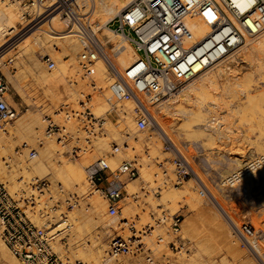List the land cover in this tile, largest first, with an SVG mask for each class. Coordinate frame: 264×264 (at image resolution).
Returning a JSON list of instances; mask_svg holds the SVG:
<instances>
[{"label": "rangeland", "instance_id": "rangeland-1", "mask_svg": "<svg viewBox=\"0 0 264 264\" xmlns=\"http://www.w3.org/2000/svg\"><path fill=\"white\" fill-rule=\"evenodd\" d=\"M5 1L13 2V4L18 7H16L17 10L22 9L21 12H19L25 16L26 22H32V24L30 23L31 25L28 26V30L26 28L25 31L14 40L15 42H13L12 45L10 44L7 46L8 48L6 47L3 50L4 52L2 51L0 53V55L10 54L7 56L5 55L3 68L0 67V76L9 84L8 102L18 111V117L22 114L32 112V110H38L39 112L43 111L45 114L42 112V117L44 120H47L45 124L46 130L49 121H54L53 123L60 128L62 126L66 127L63 118L64 113L65 115L70 114L72 117V112L77 113L79 111V115L93 112L96 117L105 120L98 125L96 121H94L93 115L80 119H78V117L72 118L73 121L76 120L78 122L75 128H73L76 132L74 130H67V139L64 140L62 144L60 143V147L56 143L58 154L55 155V164L59 163L58 165H63V160H65L64 162L68 161L70 164H79L80 161H83L87 156L86 153L89 154L93 152L94 146H96L99 139L106 138L108 148L104 151L105 155L99 153L92 154L93 156L89 164H93L96 160L98 161L99 159H105V157L108 158L120 154L122 146L133 140L132 142L135 144L140 141L142 145L139 143V148L132 153V156L127 159L124 158L123 161L135 162L139 166L140 174L142 169L147 168L152 175V182H141L138 193L134 197H130L128 201H122V209L119 216L112 218L106 215V222L111 223V221H113L112 224L114 228L110 229L104 227L101 224V218L100 220H90L87 218L86 222L90 225L88 224L82 232L80 238L82 243H80L84 246L87 245V248L88 246L92 248L95 241H102L106 247L104 257L109 259V245L114 238H129L136 236L139 238L142 237L143 242H147L148 249L153 251V264H264V171L255 175L238 188L227 189L224 185L226 178L239 167L240 163H245L255 159V157L264 155V134H262L264 133V59L262 60V57L258 56L257 53L240 58L238 63H233L231 64L232 66L230 65L232 71L219 74L215 83H209L207 85L205 89L206 93L204 92L203 96L185 89L172 98L168 96L158 104H149L147 100H144V106L154 115L156 121L160 125L166 126L169 130L168 136L170 141L166 138V142L165 140L164 143L162 142L164 145H162V152L155 154L150 145L151 139L160 138L161 141H163V139H161L159 135V130H156L157 125H155V123L150 125L148 119L147 128L149 130L147 128L143 131L138 129V120L142 117L143 113L141 111L142 107H135V112L132 113V121L134 122L136 120L135 123H133L135 129L131 127L128 128L127 126H125L123 131L120 129L122 136L118 140H114L106 135L108 134V122H111V124L117 128L120 126L118 123L122 122V106H120V104L118 106L113 101L112 105L108 107V112L97 114L93 107L92 111L90 110L91 108L88 105L91 102L90 99L93 98L94 102L96 94H98L97 92L93 97L94 92L97 90H93L91 85L93 86L96 84L98 88H100V86L95 80H92V75L89 78L85 76L80 65L79 56L76 57V60L80 65H78L80 68L78 78H80L79 80H81V82L77 80L76 76H69L65 73V77L63 76V78V73L60 72L59 67H61V64L65 65V63L71 62L73 57L66 53H57L55 57L47 52L45 48L42 49V47L36 45V47H33L35 41L33 42L34 39L30 36L31 40L27 48L29 47L28 49L30 50L33 47L30 53L33 51L34 59L28 64L27 58L25 54H23L27 50L20 49L17 46L20 42L25 40L27 36L31 35L30 32L33 33L36 29L35 26L37 23L34 22V20L37 17V12H35L34 9L39 5L40 0ZM47 1L48 0H45V2ZM66 14L68 13L63 14V18L66 17ZM90 16L89 14L87 17ZM87 17H83L86 20L82 21H84L88 27L89 23H87ZM113 18L114 17L110 16L104 18L103 25L110 28L108 24L110 23L113 25ZM43 23H45V21ZM70 26L71 23H69L68 26L66 24L64 26L66 27L64 28L65 31L68 30ZM93 31L94 30H92V32ZM119 39L120 37H118V41ZM101 46L105 47L108 53L112 55L116 54L115 50H112L113 46H105L103 44ZM79 48L78 54L81 55L82 48L81 46ZM233 56L234 54L231 57ZM13 57L14 63L9 64L8 60ZM48 57L54 63V68L52 69H50L46 63V58ZM97 59H99V57ZM55 70L62 74H60L61 78L66 80V82L63 81L64 83H68V85L73 84L75 89H78L79 85L84 80L86 83L88 82V85L83 89H78V96L81 93H86V97H81L82 99L84 98L83 100H79L80 97H77L78 100L69 105H67L68 101L63 99L57 108L50 106L49 111L46 112L44 105L46 104L47 106L49 101L43 93V86H41L43 85V81L41 79H43L44 74H52ZM213 72H215V69ZM189 82L190 80L185 81L175 92ZM198 98H202L204 101L206 100V103L201 106L197 105L200 104ZM40 101L44 102L39 104ZM64 103L66 105H64ZM112 106L116 107L115 111H113ZM31 107H34V109ZM180 107H183V109H180ZM180 110L182 111L180 112ZM198 110L203 112L202 116L204 114V118L201 116L200 118H191L188 120L183 114L190 111L197 112ZM207 110H211L212 114H210L209 111L207 112ZM55 112H58L57 115H62L64 124L55 117ZM80 121L81 123H79ZM14 123L10 124L8 127H11ZM104 123H106V125H104ZM90 124L97 128L95 135L93 133L95 128L92 131ZM126 128L128 130H126ZM80 132H82V136ZM88 132L93 134V138L89 137ZM144 132L149 133L142 135ZM131 133L135 134L133 135ZM46 135L44 138L37 139L34 142V149L37 151L41 150L44 146V140L48 137V135ZM58 137H63V135H57L53 138L58 141ZM168 142H170V144L172 143V148L173 145H175L178 150L182 152L184 159L189 165H187L185 160L179 159L177 155H171L173 153L171 145L168 146ZM255 144L259 145V149H257L258 145ZM115 146L120 148L117 153H113ZM260 148H262V151ZM242 149L244 150L242 151ZM15 151L22 152V148L17 146ZM74 152L78 153V157L73 156ZM254 152L256 155H253ZM14 156V153H12L11 157H13V159ZM168 158H170V161ZM5 161L9 162L7 159ZM89 164L84 165V176L88 184H90L91 189L95 190L88 181L87 168L90 167ZM8 165L11 166L12 163L10 162ZM178 165L186 174V178L181 183H179L178 178ZM118 167L119 166H117V168ZM11 168L12 167H10V169ZM32 178L34 180L36 179L35 177ZM32 178L29 181L23 182L25 188H22V192L28 191V186L33 181ZM199 178L213 196L208 193L209 191L207 192V189H205ZM38 179H47L51 183V194L47 193L44 197H40L39 199H43L44 203H47L46 207L49 205H53L50 206L51 208L56 207L55 205L59 202L56 209L65 216H71L74 211L85 212L83 214L88 215L91 211L90 198L80 194L72 185L66 186L65 182L62 183L63 180H55L52 175H44ZM189 183L192 184V186H188ZM175 187L180 191H185V187H188L192 190L194 195L196 194L197 198H200H198V201L196 200L197 202L193 203L190 201L188 202L187 199H181L177 202L178 206L176 205L177 207L175 206L176 208H173L170 204H166L167 201L164 198L166 194L174 190ZM59 189H63V191L60 192ZM100 195V193L97 194L99 197ZM126 195L127 192L124 194V198ZM51 198L52 201L49 202ZM100 198L105 200L102 195ZM75 201L76 203H74ZM104 202L107 208L106 200ZM128 202L132 206L133 212H135L133 218L131 217L133 216L132 214L131 216L125 215ZM152 202L153 204H151ZM167 206H170L171 209L169 207L167 208ZM145 213L149 214L148 220H139V218L142 219ZM163 215H181L183 224L181 233L178 237L172 234L168 226L164 228L163 226L157 227V220L161 219ZM228 215L238 226H241L244 235L237 232V229L231 223ZM60 220L64 221V223L66 222L64 216L60 218ZM126 221L129 223V225L126 224L127 226L123 225ZM69 223L58 228L59 231L69 227ZM134 226L139 227V230H136ZM112 229L115 230L108 233V231H112ZM151 229H154L156 233L153 232L154 230L152 231L154 234L152 232L150 233L149 230ZM161 237L164 239V242L158 245V239ZM172 241L179 242L178 246L181 245L182 247L178 250H171L169 248V243ZM72 243H74V228L73 230L70 228L67 232L65 240L67 246H65L66 250L64 251L66 257H64V259L71 264H77L78 262L85 264L84 260H81L82 258L80 259V257L74 255L71 248ZM180 254L185 256H181ZM105 258L103 260H105ZM120 258L132 259L134 262L132 264H151L147 261L146 254L122 256Z\"/></svg>", "mask_w": 264, "mask_h": 264}, {"label": "bare ground", "instance_id": "bare-ground-1", "mask_svg": "<svg viewBox=\"0 0 264 264\" xmlns=\"http://www.w3.org/2000/svg\"><path fill=\"white\" fill-rule=\"evenodd\" d=\"M135 1L136 0H48L47 2H45V0L39 1V5L34 9L35 12H37L36 13L37 17L34 20V22L37 23L35 26L36 29L34 30L33 33L30 32L31 35L27 36L25 40L20 42L17 47H19L20 49L27 50L23 54H25L28 64L31 63L34 59L33 51L32 53L30 52H31V49L36 46H40L42 47V49L45 48L47 52L51 53L55 57L57 56L56 55L57 53L58 54L66 53V54H70L73 57L71 62L67 64L65 63V65H62V64L60 65L61 67H59V70L60 72L63 73V75L59 72H56L55 70V72H53L52 74H49V75L48 73L44 74L43 79H41L43 81V83L41 82L43 84L41 85L43 86V90H44L43 93L45 97L48 99L49 104H50V105L48 104L47 106L46 104L45 105L43 104L45 106L44 109H46L45 110L46 112L49 111L50 106L53 108H57L63 99L67 100L68 101L67 105H69L71 103H75L78 100L77 97H80L79 100L84 99V98L82 99L81 97H86V93H81L82 95L79 94L78 96V89H83L86 85H88L87 84L88 82L86 83V81L84 80L79 85L78 89H75L73 84L68 85V83L67 84L64 83L66 82V80H63L60 76L61 74L62 77L63 76L65 77L64 73L68 74L69 76H73V77L76 76L77 80L81 82V80H79L80 78H78V75L80 72L79 70L80 65H79V62H77L76 57L79 56V59H80L81 55L78 54V50L80 49L79 48L80 46L82 48L83 40L78 35L79 34L78 25L72 23L70 28L65 31L64 28L66 27L64 26L66 24L68 26L69 23H68V18L64 17L65 22H66L65 24L64 18H63L64 13H68L69 16L70 15H73L75 17L78 16L82 20H86L83 17L85 16L87 17L89 16V14L91 15L90 17H87V23H89L91 32L92 30H94L92 32L93 37L95 39L94 41L98 43V45L100 46L103 55H100L99 59H96V61L94 62L91 68L92 80H95L100 86V88H98L96 84H94L95 86L91 85L93 90H97L96 92H94L93 97L97 92L98 94H96L94 102H93V98L90 99L91 102L88 105L91 108L90 110L92 111V107H93L94 111L97 114L108 112L109 105H112V102L114 101V96L112 93V86L116 82L117 75L119 74V75L125 76V74L138 62L139 56L135 52L134 48L128 43V40L122 35L116 34V32L113 29L105 27L103 25V20L104 18L108 16L114 17V18L117 17L126 8L130 7ZM234 2L241 11L250 10L254 6L253 0H234ZM16 7L17 6H15L13 2H8V1L6 2L5 0H0V53L7 46H9L10 44L12 45L13 42H15L14 40H16L17 37L21 35L23 31H25L26 28L28 30V26L32 24V22L30 21L29 23L26 22L25 16L22 13H20L22 9L17 10L18 7L17 8ZM210 11L213 12L214 9H210ZM211 12H208L205 15L208 17L209 20L200 11L199 12L196 11L193 15L185 19V25L188 28L191 36L183 39V47L186 51H189V54H188L189 63L192 66L194 76L193 78H191L192 80L190 79V82L188 84L183 86L177 92L170 94V98L174 97L175 95L180 93V91L182 92L185 89L191 92L197 93V95L203 96L207 85L209 83L211 84L215 83L219 74L229 73L230 71H232V67H230V65L233 63H238V60L240 58H243L244 56H247V55L249 56V55H253L257 53L258 56L262 57V60L264 59V26L263 25L261 29L257 30L254 34H249L243 29V27L241 26V23L237 21L236 19H234L228 13L227 15L229 19L231 20V26H228V25L218 26L219 18L216 15H212L211 17ZM44 21L45 23H43ZM236 29H238V31L240 32L242 41L239 40L238 37H236L235 35ZM30 36L33 37L34 39L33 42L34 41L35 42H34L33 47L29 50L28 49L29 47L27 48V45L30 43V40H31ZM118 37H120L119 41H118ZM226 42L234 46L237 42H239L240 44L238 46L239 48L234 53L232 52L234 54L233 57H231L233 54L229 53V49L227 48L228 44H226ZM102 44L105 46L106 45L113 46L112 50H115L116 56L108 53L106 48L101 46ZM5 55L7 56L10 54L8 53V54L0 55V67L1 68H3L2 66L5 63L4 62ZM8 63L9 64L14 63V57L10 58L8 60ZM214 69H215V72H213ZM183 83H185V81L182 82L181 84L183 85ZM137 95L144 108H141L142 106L140 105L139 107L137 106L138 103L136 102V99L125 101L122 103V105L120 104V106H122V122H119V121H118L119 123L117 122L118 125H120V126L117 125L118 128L113 126L111 122H108V127H107L108 134L106 135L114 140H118L122 136L120 129L123 131L125 126H127L128 128L131 127L132 129H135L133 123H135L136 120L134 122L132 121V113L135 112L134 111L135 107H138V108H141V111L145 114L146 118L150 121V125L154 123L155 125H157L156 130H159L158 131L159 135L161 139H163V141H161L160 138H155V139L152 138L151 141L150 140L149 141L151 142L150 145L152 147L153 153L155 154L160 153L162 152L161 149L163 150L162 147L164 146L162 142L164 143V140L166 142V138L167 140H169V136H168L169 130L166 126L160 125L156 121V118L154 117V115L144 106V100L145 101L147 100L149 104L154 103L152 99L153 98L152 94L149 91H145L142 93H137ZM205 101L202 98H198V102L200 104H197V105L199 106L204 105V103H206ZM42 102L40 101L39 104ZM64 105L66 104L64 103ZM117 105L119 106V104ZM40 107H43V106H40ZM31 108L34 109V107H31ZM180 109H183V107H180ZM201 110H198L197 112L190 111L187 113H183V112L182 113L189 120L191 118H200L203 113ZM37 111L38 110H32V112L30 113L20 115L15 120L14 125H12L11 127H8L9 125L6 127H0V180L8 187L9 191L15 195L21 194L22 188H25V186L23 185V182L29 181L32 177H35L36 179H38L44 175L46 176L52 175L55 178V180H60V181L63 180L62 183L65 182L66 186L72 185L73 188H76V190L80 192V194L86 195L88 198H90V210H91L88 215L83 214L85 212L82 213L80 211H74L71 214V216L70 215L64 216V219L66 218V222L64 224H61V226L58 227L60 228L64 226L65 224L67 225V223L70 222L69 227L72 228V230L74 228V243L71 244V248H72V251L74 252V255L75 256L77 255V257H80V259L82 258L81 260H84L85 264H132L134 263L132 259H123L120 257L106 259L104 257L106 247L104 246L102 241H98V242L95 241V244L93 246L91 245L92 248L90 246H88L87 248V245L84 246L83 244H81L82 242L80 241L82 232L84 231L85 227H87V225L89 224V223L87 224L86 222L87 218H89L90 220L91 219L100 220L101 218L102 220L101 224L104 227L110 228V229L114 228V225L112 224L113 221H111V223L106 222V219L108 217V211L106 208V203L104 202L105 200H102L103 198L102 199L100 198L101 195L100 197L97 196L99 192L91 189L90 184H88V182L86 181V177L84 176L85 172L83 170L85 167L84 165L89 164L93 156L92 154L99 153V154L105 155L104 151L108 148L107 139L106 138L99 139L96 143V146H94L93 152L89 154L86 153L87 156L83 159V161H80L79 164H76V163L70 164L68 163V161L64 162L65 160H63V165H58L59 164L58 162H57L58 164H55V155L58 154V148H57L56 143L60 147V141H56L52 136H48L46 137V140H44V143H43L44 146L41 148L40 151H37L36 149H34V142L37 139L44 138L45 135L47 134L45 133V130H46L45 124L47 120H44V118L42 117V114L44 112L42 111L43 112L42 113V112H39V111L37 112ZM181 111L182 110H180V112ZM208 111L210 114H212L211 110H207V112ZM58 112H55L54 115L55 117L58 118V120L61 121L62 124H64V121L62 120V115L60 114L57 115ZM64 115H63V118L65 120L66 127H63V126L62 127L64 129V132L68 133L67 130H70V131L74 130L73 128H75L78 122L76 120L73 121L74 118L71 117L70 114L65 115V116ZM91 115H93L94 119L97 121H99L100 119L101 121L104 120L103 118L96 117L93 112H91ZM202 117L204 118V114ZM79 123H81V121ZM106 123H104V125H106ZM96 129L97 128L94 129V132H93L94 135L97 132ZM126 130L128 129L126 128ZM149 132H144V134L142 135H146V133H149ZM81 133L82 132H80V134ZM89 133H90L89 137L93 138L92 136L93 134H91V132ZM132 141L122 146V151L120 152V154L113 156V157H108V158L105 157V162L112 171L116 170L117 166H120L124 158L127 159L130 156H132V153L135 152V150L139 148L138 144L140 143V141L137 142V144H135ZM61 144H62V141H61ZM140 145L142 144L140 143ZM170 145H171V149L173 153L171 155L174 156L175 154L177 155V157H179V159L185 160L182 155V152H180V150H178V148L175 145H173V148H172V143L170 144V142H168V146ZM255 145H258V144H255ZM17 146L22 148V152L15 151ZM258 147L259 145L257 146V149H259ZM261 149L262 148H260V150ZM34 150L37 151V155L35 156V158L31 156V151H34ZM243 150L244 149H242V151ZM12 153H14L15 155L14 159L13 157H11ZM254 154L255 152L253 153V155ZM173 156H172V159H173ZM6 159L9 160V162H6L5 161ZM168 159L170 161V158ZM10 162L12 163L11 166L8 165V163ZM247 164L249 163L248 162L240 163L237 169L239 168L242 169L246 167ZM89 165L91 166L92 164H89ZM187 165L189 164L187 163ZM10 167L12 168L10 169ZM263 171L264 169L261 172ZM32 180L34 179L32 178ZM151 180H152V175L150 171L147 168L142 169L140 177L127 185L126 187L127 195L123 201H128L130 197H134L138 193V189L140 187L141 182L149 183ZM190 183L188 184V186H192V184ZM203 185L205 189H207V192L209 191L208 193L211 196H213V194L210 193V190H208V188L206 187L204 183ZM41 197H44V195H42ZM198 198L196 197V194L194 195L192 193V190L188 187H185V191H180L179 189L175 187L174 190L166 194L164 199H166L167 201L166 204L168 203L171 205V207L173 206V208H176L178 206L177 202L180 201L181 199H187L188 202L190 201L193 203V202H197ZM153 202L151 204H153ZM37 204L39 205L37 207V212L40 211L41 216L37 214L36 216H33V220L38 225L45 224L46 220H55V222L58 220L60 221V218L62 215L60 211H58L57 209L50 210L51 207H48V206L46 207L47 203H44L43 199L39 200ZM127 205L128 206L125 209L126 210L125 215L131 216V214L132 215L135 214L129 202L127 203ZM168 207L171 209L170 206H167V208ZM145 211H148V210H145ZM148 215H149L148 213L147 214L145 213L142 219L139 218V216L138 218L139 220L146 221L148 220ZM131 217L133 218L134 215ZM228 218L231 220V223L233 224V226H235V228L237 229V232L241 233V235H244V232L242 231L241 226L240 225L238 226V224L229 215H228ZM123 225H126V224H123ZM127 225H129V223H127ZM136 226H134V228ZM184 226H185V221H184ZM135 229L139 230V227H136ZM113 230L115 229H112V231L111 230L108 231V233L113 232ZM56 231H59V229ZM153 232L156 233L155 230ZM56 249H57V252H59L61 256L66 257V254L64 252L66 248L64 246L58 245L56 246ZM180 255L185 256L182 254ZM104 258L105 260H103ZM0 264H21L11 254L9 249L4 245V243L1 240H0Z\"/></svg>", "mask_w": 264, "mask_h": 264}, {"label": "built area", "instance_id": "built-area-1", "mask_svg": "<svg viewBox=\"0 0 264 264\" xmlns=\"http://www.w3.org/2000/svg\"><path fill=\"white\" fill-rule=\"evenodd\" d=\"M253 2L252 9L241 11L234 0H136L114 18L113 25L108 24L116 34L128 40L139 56L138 62L125 76L117 75L116 82L112 86L115 103L122 104L125 101L136 99L137 106L144 108L137 93L145 91L152 94L154 104L161 103L163 99L174 93L182 82L194 76L189 63V51L183 47V39L191 36L185 25V19L196 11H200L205 16L211 12L210 9H214L211 17L212 15L218 16V26H231L228 13L241 23L247 33L254 34L261 29L262 25L264 26V0H253ZM205 17L208 19L207 16ZM66 18H68V23L79 27L78 35L83 40L80 65L85 76L89 78L92 65L100 55H103L102 50L94 41L90 27H87L81 18L68 14ZM235 35L242 41L238 29ZM226 44H228L229 53L236 51L240 45L239 42L235 46L227 42ZM46 63L50 69L54 68V63L49 57L46 58ZM8 96L9 84L0 76V127L14 123L18 117V111L8 102ZM115 109L116 107L113 111ZM72 117H78V119L91 117V113L79 115V113L72 112ZM94 121L98 125L102 122L101 120ZM91 125L90 128L92 127L93 131L94 127ZM147 126V118L142 113V117L138 120V129L143 131ZM46 133L52 137L63 135V137H58L60 143L67 139L64 129L52 121H49ZM119 150L120 148L115 146L113 153ZM36 155V150L31 151L33 158ZM73 156L78 157V153L74 152ZM248 163L246 167L235 170L226 178L224 185L227 189L238 188L261 173L264 169V155L255 157ZM87 175L93 188L106 200L108 215L115 218L121 214V203L127 192V185L139 178L140 169L135 162L123 161L116 170L112 171L105 159H99L87 168ZM178 178L179 183L186 178L181 168L178 169ZM59 191L62 192L63 189ZM51 192V183L47 179L33 180L28 186V191H23L20 195L12 194L8 187L0 181V240L21 264H71L56 249L58 245L66 246L65 240L70 227L56 231L64 223L62 219L56 222L46 220L42 225H38L33 220V216L41 214L40 211L37 212L40 197L47 193L51 194ZM49 200L51 202L52 198ZM58 205L59 202L55 206L58 207ZM50 206L53 205L48 207ZM56 207L50 210H55ZM63 216L65 215L62 214L61 218ZM157 221V227L168 226L174 236L178 237L180 234L183 224L181 215H163ZM127 223L128 221L125 222ZM153 230H149L150 233ZM163 242L162 237L158 239V245ZM178 244L179 242L172 241L169 243V248L178 250L182 247ZM140 254H146L147 261L154 263L153 251L148 249L142 237H116L110 242L108 251L110 258Z\"/></svg>", "mask_w": 264, "mask_h": 264}]
</instances>
